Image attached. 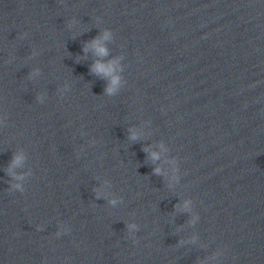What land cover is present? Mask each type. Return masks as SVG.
<instances>
[{
  "label": "water",
  "instance_id": "water-1",
  "mask_svg": "<svg viewBox=\"0 0 264 264\" xmlns=\"http://www.w3.org/2000/svg\"><path fill=\"white\" fill-rule=\"evenodd\" d=\"M0 264H264V0H0Z\"/></svg>",
  "mask_w": 264,
  "mask_h": 264
},
{
  "label": "clouds",
  "instance_id": "clouds-1",
  "mask_svg": "<svg viewBox=\"0 0 264 264\" xmlns=\"http://www.w3.org/2000/svg\"><path fill=\"white\" fill-rule=\"evenodd\" d=\"M109 35H110L109 32H105L103 39H108ZM91 45L95 49V52H96V54L98 56L104 57V56L108 55L107 48L103 46V44L101 43L99 38L94 39L91 42ZM92 71L94 73H96V74H103L104 76H112L111 83H110L109 87L106 89L108 94H112L115 91V86H117L119 84V81H120L119 76L112 75V73L114 71L113 62H109L108 64H105L104 62L98 60L92 66ZM136 138L137 137L135 136V134H133L132 139H136ZM152 159L153 160L159 159L158 154L157 153H152ZM23 160H24L23 155L14 154L13 160L11 161V164L9 165V168L7 169L9 174H13L12 173V169L14 167H16V166H19L22 163ZM155 173L159 174L160 173V169L159 168L155 169ZM15 178L22 179V177H15ZM14 187L19 188L20 185L17 184V185H14ZM115 202H116L115 200L111 201V203H113V204H115Z\"/></svg>",
  "mask_w": 264,
  "mask_h": 264
}]
</instances>
